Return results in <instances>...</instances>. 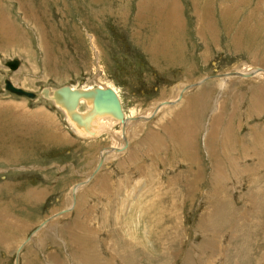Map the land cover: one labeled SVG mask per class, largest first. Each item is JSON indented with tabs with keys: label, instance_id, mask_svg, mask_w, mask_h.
I'll return each mask as SVG.
<instances>
[{
	"label": "rangeland",
	"instance_id": "1",
	"mask_svg": "<svg viewBox=\"0 0 264 264\" xmlns=\"http://www.w3.org/2000/svg\"><path fill=\"white\" fill-rule=\"evenodd\" d=\"M5 78L115 89L123 154ZM0 264H264V0H0Z\"/></svg>",
	"mask_w": 264,
	"mask_h": 264
},
{
	"label": "bare ground",
	"instance_id": "2",
	"mask_svg": "<svg viewBox=\"0 0 264 264\" xmlns=\"http://www.w3.org/2000/svg\"><path fill=\"white\" fill-rule=\"evenodd\" d=\"M17 61H19V60L17 59ZM19 64H20V61H19ZM19 64H18V66H19ZM10 70H15V69H10ZM255 72H256V69L252 70V71H245V72H232V73H227V74H219V75H217V78H219V79H222L224 77L227 78V77H229V76H231L233 74L234 75L236 74L239 77H248V76H254ZM204 79L205 78H203L202 80H204ZM11 83L15 87H20V86H17L16 84H14L13 82H11ZM196 83H198V82H196ZM196 83H192L189 86H187V84H185L183 86L184 88L181 87L180 88L181 90H179V92L176 95L177 99H179L178 97H180V99H181L183 97V95H182L183 92L185 90H188V89L196 86V85H194ZM105 88H110V89H112L114 91V93H115V95H116V97L118 99V103H119V106H120V111L98 110L95 107L94 98H95V95H96L97 91L99 89H105ZM183 89H184V91H183ZM27 91H29V90H27ZM30 92H33V91H30ZM116 92L117 91H115V89H113L111 87H108V86H103V87L99 86V87H90V88H86V87L74 88V87H71L69 85H62L60 87L52 89L51 93L49 92L48 88H44L40 93H37V94H38V96L42 95L44 98L52 101V103L58 109L61 108V111L65 113V118L67 119V122L71 126V129L73 130V132H75L76 135L80 136L81 138L87 139L89 137L97 136V130H96V126L97 125L100 126L99 129H100V131H102V129L105 126H106V129H107V127L109 129L110 126L115 124L117 121L119 123H121V125H122L121 139L124 142H122V146L120 148L119 147H117V148L114 147V148H116L118 150V152L120 151V153H121L123 150H125V146H126V142H127L125 140L129 136V135H127L128 133L125 134V129L127 127H129L128 126L129 123H131V121L134 118L133 119H129V118H127L125 116V114L123 113V109L121 107V102L119 100L120 97H118V94ZM16 96H18V95H16ZM19 97H22V96H19ZM23 98H25V97H23ZM36 98H34V99H36ZM170 102H171L170 100L159 101L157 104L153 105L152 112L156 114L160 109H163L165 105L166 106L170 105L171 104ZM82 103H84V105L86 106V109L84 111H79V105L82 104ZM111 107H114V106L112 105ZM139 117L142 118L143 120L147 121L150 116L147 115V117H142V116H139ZM100 131L98 130L99 133H100ZM108 131H110V130H108ZM103 132H104V130H103ZM127 132H129V131H127ZM110 149H112V148H110ZM116 153L117 152H112L111 153V157H114L113 154H116ZM100 154H101L102 158L105 159L103 157L104 153L100 152ZM121 154H123V153H121ZM103 159H102V161H103ZM99 165L100 164L98 163L97 166L99 167ZM96 169H97V167H96ZM80 186L81 185L78 184V187H80ZM75 189H77V188H75Z\"/></svg>",
	"mask_w": 264,
	"mask_h": 264
},
{
	"label": "water",
	"instance_id": "3",
	"mask_svg": "<svg viewBox=\"0 0 264 264\" xmlns=\"http://www.w3.org/2000/svg\"><path fill=\"white\" fill-rule=\"evenodd\" d=\"M18 64L19 61L17 60H10L5 62V65H7L10 69H16ZM4 83H5L4 89L11 92L12 94L22 96L28 99H34L38 96V94L35 92H30L21 87L13 86L11 81L8 79H4ZM94 104L98 110L120 111L118 99L114 91L110 88L99 89L95 95ZM112 105L114 107H111ZM42 224L43 223H41V225ZM19 249L20 247L18 248V251Z\"/></svg>",
	"mask_w": 264,
	"mask_h": 264
}]
</instances>
